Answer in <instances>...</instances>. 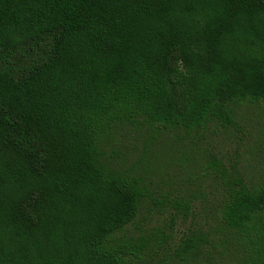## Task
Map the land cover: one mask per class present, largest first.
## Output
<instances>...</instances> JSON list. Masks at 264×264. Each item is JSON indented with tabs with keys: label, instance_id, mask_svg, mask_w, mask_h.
I'll return each mask as SVG.
<instances>
[{
	"label": "trees",
	"instance_id": "trees-1",
	"mask_svg": "<svg viewBox=\"0 0 264 264\" xmlns=\"http://www.w3.org/2000/svg\"><path fill=\"white\" fill-rule=\"evenodd\" d=\"M262 101L264 0H0V264H153L149 239L120 236L148 191L109 133L190 137ZM209 168L232 264H264V179ZM210 244L190 232L175 259Z\"/></svg>",
	"mask_w": 264,
	"mask_h": 264
},
{
	"label": "rangeland",
	"instance_id": "rangeland-1",
	"mask_svg": "<svg viewBox=\"0 0 264 264\" xmlns=\"http://www.w3.org/2000/svg\"><path fill=\"white\" fill-rule=\"evenodd\" d=\"M235 111L234 126L211 124L190 137L127 125L109 133L107 156L143 180L148 191L139 217L120 236L149 239L153 264H178L174 250L181 237L194 231L211 239L196 264L236 259L233 240L217 221L225 188L209 163L222 161L251 185L264 179V101L239 104Z\"/></svg>",
	"mask_w": 264,
	"mask_h": 264
}]
</instances>
